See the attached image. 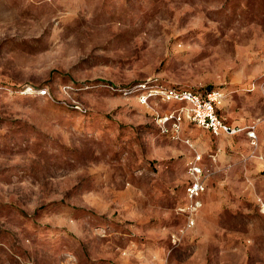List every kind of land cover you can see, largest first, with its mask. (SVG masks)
<instances>
[{
    "label": "rangeland",
    "instance_id": "rangeland-1",
    "mask_svg": "<svg viewBox=\"0 0 264 264\" xmlns=\"http://www.w3.org/2000/svg\"><path fill=\"white\" fill-rule=\"evenodd\" d=\"M145 80L243 129L172 136ZM0 264H264V0H0Z\"/></svg>",
    "mask_w": 264,
    "mask_h": 264
},
{
    "label": "built area",
    "instance_id": "built-area-1",
    "mask_svg": "<svg viewBox=\"0 0 264 264\" xmlns=\"http://www.w3.org/2000/svg\"><path fill=\"white\" fill-rule=\"evenodd\" d=\"M139 91L143 103L151 99L172 104L165 112L156 111L154 116L161 129L175 137H180L183 120L188 119L195 124L212 130L215 134H237L243 128L230 124L221 114L224 104V92L221 88H212L198 92L190 88L177 87L161 82L145 80L128 88L127 92ZM190 103V107L187 106ZM251 138L256 136L254 129L247 130ZM187 173L190 181L186 186L187 203L180 211L187 216L188 223H195V214L203 205L202 194L206 190L207 172L202 164V155H194L188 162Z\"/></svg>",
    "mask_w": 264,
    "mask_h": 264
},
{
    "label": "crops",
    "instance_id": "crops-1",
    "mask_svg": "<svg viewBox=\"0 0 264 264\" xmlns=\"http://www.w3.org/2000/svg\"><path fill=\"white\" fill-rule=\"evenodd\" d=\"M223 107V106H222ZM222 109V108H221ZM222 114V113H221ZM222 116L223 117H225L226 119H227V121L230 123V124H232V125H239V124H234V123H231L229 120H228V118L226 117V116H224L223 114H222ZM240 126V125H239Z\"/></svg>",
    "mask_w": 264,
    "mask_h": 264
}]
</instances>
